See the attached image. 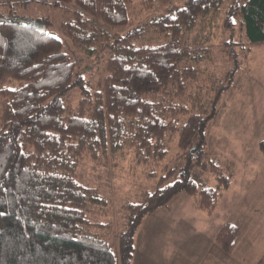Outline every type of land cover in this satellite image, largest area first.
I'll list each match as a JSON object with an SVG mask.
<instances>
[{
    "label": "trees",
    "instance_id": "obj_1",
    "mask_svg": "<svg viewBox=\"0 0 264 264\" xmlns=\"http://www.w3.org/2000/svg\"><path fill=\"white\" fill-rule=\"evenodd\" d=\"M37 1L72 5L60 29L76 49L103 62L105 74L94 83L86 78L84 58L65 48L48 16L16 12L14 5L29 1L0 3L7 7L0 10V264H133L148 214L186 192L212 215L232 182L209 158L206 138L232 74L195 90L209 48L192 46L185 32L224 9V27L234 29L240 17L248 43L263 44L264 0H144L146 10H163L124 32L134 0ZM73 89L81 91L76 106L69 102ZM176 134L181 164L166 165L154 190L127 200L126 221L111 239V225L94 221L110 201L78 180L81 159L132 149L138 163L154 164L155 177ZM259 147L264 153V139ZM197 167L213 171L217 183L202 182ZM239 233L231 222L220 228L216 240L226 254Z\"/></svg>",
    "mask_w": 264,
    "mask_h": 264
},
{
    "label": "rangeland",
    "instance_id": "obj_2",
    "mask_svg": "<svg viewBox=\"0 0 264 264\" xmlns=\"http://www.w3.org/2000/svg\"><path fill=\"white\" fill-rule=\"evenodd\" d=\"M8 1L16 0H0V3ZM25 1L29 2L14 5L18 14L31 18L48 16L52 32L67 41L65 48L70 46L77 56L84 58L82 70L86 78L94 83L103 77V62L76 49L60 29L66 11L72 5L59 8L37 0ZM134 1L131 22L120 29L121 32L163 10L157 5L154 11H148L143 5L144 0ZM183 1L175 0L176 3ZM6 9L5 5L0 6L1 11ZM224 18V9L211 14L201 19L191 31L185 32V37L192 46L209 48L200 62L195 90L199 84L208 91L218 79L232 74L231 81H227L229 88L220 99L219 113L206 132L208 156L232 174L231 185L212 215L198 209L193 196L186 192L181 193L192 198L188 205L182 206L176 199L174 206L169 201L148 214L136 233L133 264H195V261L199 262L197 264L211 261L257 264L263 261L264 264V153L259 147L264 139V43H248L240 17L236 18L232 30L223 26ZM103 28L111 34L119 30L108 26ZM147 40L163 41L156 35H149ZM227 41H230L229 45ZM11 84L17 85L15 82ZM80 97L81 91L73 89L69 102L76 106ZM168 146L169 153L156 165L155 177L149 176L154 164L138 163L132 149L116 156L109 154L95 158L85 154L81 159L77 168L78 180L99 187L110 201L108 211L94 215V221L111 225L110 230L107 228L111 239L117 240L126 221L124 204L127 200L136 201L143 190H154L166 165L181 164L183 151L178 145V134L172 137ZM195 170L202 182L208 185L217 183L213 171L200 167ZM227 222L240 227L231 254H226L216 240L220 228Z\"/></svg>",
    "mask_w": 264,
    "mask_h": 264
},
{
    "label": "crops",
    "instance_id": "obj_3",
    "mask_svg": "<svg viewBox=\"0 0 264 264\" xmlns=\"http://www.w3.org/2000/svg\"><path fill=\"white\" fill-rule=\"evenodd\" d=\"M177 199V201H179V202H181V205L182 206H186V205H188L189 204V200H191L192 198L190 197V196H188V195H186V194H184V193H179V194H177L176 196H174V198H172L171 200H170V202L171 203H169V204H173V206H174V203H175V200ZM182 200H184L183 202H182ZM180 204V203H179ZM226 260H229V259H226ZM201 262V261H200ZM136 263H137V261H136ZM192 262H184V263H181V264H191ZM197 263H199V262H196L195 261V264H197ZM263 263V261L262 262H260V264H262ZM206 264H218L216 261L215 262H213V261H211V262H207ZM222 264H226V263H222Z\"/></svg>",
    "mask_w": 264,
    "mask_h": 264
},
{
    "label": "snow or ice",
    "instance_id": "obj_4",
    "mask_svg": "<svg viewBox=\"0 0 264 264\" xmlns=\"http://www.w3.org/2000/svg\"><path fill=\"white\" fill-rule=\"evenodd\" d=\"M0 215H3V213H0Z\"/></svg>",
    "mask_w": 264,
    "mask_h": 264
}]
</instances>
